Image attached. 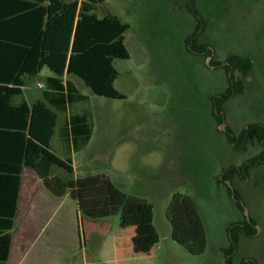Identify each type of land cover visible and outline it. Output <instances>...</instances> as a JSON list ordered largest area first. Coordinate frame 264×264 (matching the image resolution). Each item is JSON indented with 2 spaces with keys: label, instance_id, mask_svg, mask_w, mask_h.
Masks as SVG:
<instances>
[{
  "label": "rangeland",
  "instance_id": "rangeland-1",
  "mask_svg": "<svg viewBox=\"0 0 264 264\" xmlns=\"http://www.w3.org/2000/svg\"><path fill=\"white\" fill-rule=\"evenodd\" d=\"M84 1L89 12L129 24L124 32L129 56L113 59V85L124 97L97 95L80 77L64 76L88 99L66 112L56 110L52 150L66 156L57 128L68 113L88 110L93 129L88 143L71 153L74 171L54 165L52 172L72 178L103 172L153 209L141 222L119 213L89 219L69 194L50 198L34 171L26 169L12 264H264V161L251 163L262 144L254 134L239 146L227 138V132L237 136L250 123L264 125V0ZM193 34L196 45L207 49L189 47ZM231 54L249 59V67L229 73L224 64ZM51 74L44 66L34 76L24 75L23 93L13 102L43 99ZM230 74L241 80L242 91L224 101L219 119L211 96L225 91ZM245 163L233 187L247 213L222 180L226 167ZM176 191L196 201L207 236L201 253H190L170 235L165 209ZM244 217L255 221L256 230L238 234L228 263L230 227Z\"/></svg>",
  "mask_w": 264,
  "mask_h": 264
},
{
  "label": "trees",
  "instance_id": "trees-1",
  "mask_svg": "<svg viewBox=\"0 0 264 264\" xmlns=\"http://www.w3.org/2000/svg\"><path fill=\"white\" fill-rule=\"evenodd\" d=\"M81 3V0H0V264H7L9 257L10 230L14 226L24 167L33 169L51 194H69L79 212L89 219L119 213L124 218L137 216L135 222H141L153 209L146 198L125 192L103 172L75 178L52 172L54 165L68 173L74 171L71 153L88 143L93 129L88 110L68 113L57 128L66 156L52 150L50 140L57 126L56 110L66 112L74 102L88 99L71 78L64 79V76L80 77L97 95L124 97L113 85L117 75L113 59L129 56L124 44V32L129 24L108 15L100 17L89 12V3ZM196 37L193 34L189 41L191 48L204 49L205 44L196 45ZM227 61L224 67L229 73L234 68L246 70L250 65L249 59L237 54L229 55ZM44 66L53 74L45 78L43 99L28 103L22 98L14 103L13 97L23 93V76H34ZM228 77L230 84L225 91L211 96L216 109L213 114L219 119L224 117V101L229 95L242 91L241 80L233 74ZM251 134L262 144L251 163H261L264 161L262 123H250L237 136L227 132V138L239 146ZM246 167V163L226 167L222 172L224 184L225 179L233 184L236 172ZM225 185L231 194V189ZM233 192L235 203L243 210L240 193L236 188ZM165 216L175 241L192 254L205 250L206 230L193 196L173 192ZM254 223L252 218L244 217L241 224L230 227L232 240L224 250L230 255L226 259L228 263L236 250L238 234L255 232ZM237 264L254 262L242 260Z\"/></svg>",
  "mask_w": 264,
  "mask_h": 264
},
{
  "label": "crops",
  "instance_id": "crops-1",
  "mask_svg": "<svg viewBox=\"0 0 264 264\" xmlns=\"http://www.w3.org/2000/svg\"><path fill=\"white\" fill-rule=\"evenodd\" d=\"M24 77V76H23ZM24 79V78H23ZM41 83V82H40ZM23 89V88H22ZM28 102V101H27ZM18 103V102H17ZM29 103V102H28ZM28 169V170H33L31 168H28V167H24L23 168V172H22V178H21V184H20V190H19V199H18V204H17V209L15 211V215H14V226L13 228H11L10 232H11V246H10V251H9V257H8V260H7V264H12V256H13V252H14V243H15V226H16V218H17V211H18V207H19V204H20V200H21V189H22V182H23V179H24V174H25V170ZM34 171V170H33ZM32 171V172H33ZM34 174H36V172L34 171L33 172ZM36 176L38 177V179L40 180L41 182V179L39 178V176L36 174ZM42 183V182H41ZM43 185V184H42ZM45 191L49 194L50 198L51 197H66L67 194L63 195V196H55V195H51V193L49 192V190L43 185ZM62 202V199L61 201ZM19 262V261H18ZM14 264H32L30 261L28 260H25V261H20L19 263H15Z\"/></svg>",
  "mask_w": 264,
  "mask_h": 264
},
{
  "label": "water",
  "instance_id": "water-1",
  "mask_svg": "<svg viewBox=\"0 0 264 264\" xmlns=\"http://www.w3.org/2000/svg\"><path fill=\"white\" fill-rule=\"evenodd\" d=\"M210 56H208V58H209ZM225 182L227 183V185L230 187V189H231V194H232V196L234 197V192H233V187H232V185H231V182H230V180L229 179H225ZM240 203L242 204V206H243V210L245 211V213H247V210H246V208L244 207V204H243V202L242 201H240ZM248 219H249V217H248Z\"/></svg>",
  "mask_w": 264,
  "mask_h": 264
},
{
  "label": "flooded vegetation",
  "instance_id": "flooded-vegetation-1",
  "mask_svg": "<svg viewBox=\"0 0 264 264\" xmlns=\"http://www.w3.org/2000/svg\"><path fill=\"white\" fill-rule=\"evenodd\" d=\"M202 24H203V22L201 21L200 22V27L199 28H201L202 27ZM200 45H202V43H200ZM205 48L204 49H207V45L205 44ZM189 47L191 48V46H190V44H189ZM196 49V48H195ZM204 49H200V50H204ZM225 181V180H224ZM231 182V181H230ZM231 185H232V187H233V184L231 183ZM230 188V187H229ZM233 189H234V187H233ZM239 201H241V198L239 199Z\"/></svg>",
  "mask_w": 264,
  "mask_h": 264
},
{
  "label": "built area",
  "instance_id": "built-area-1",
  "mask_svg": "<svg viewBox=\"0 0 264 264\" xmlns=\"http://www.w3.org/2000/svg\"><path fill=\"white\" fill-rule=\"evenodd\" d=\"M42 83L38 82V85H41Z\"/></svg>",
  "mask_w": 264,
  "mask_h": 264
}]
</instances>
